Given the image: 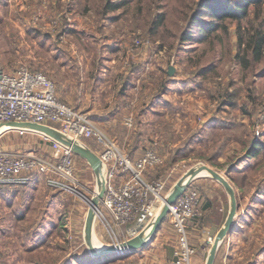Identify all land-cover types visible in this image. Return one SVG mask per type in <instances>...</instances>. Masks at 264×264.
I'll return each instance as SVG.
<instances>
[{
  "label": "rangeland",
  "instance_id": "374dc122",
  "mask_svg": "<svg viewBox=\"0 0 264 264\" xmlns=\"http://www.w3.org/2000/svg\"><path fill=\"white\" fill-rule=\"evenodd\" d=\"M104 1L0 0V62L8 70L26 64L47 74L61 101L87 112L130 155H139L157 142L165 162L148 170L146 176L165 178L168 191L202 164L218 171L234 188L237 181L228 171L247 164L238 162L245 159L246 146L227 133L218 136L211 127L202 128V137L195 134L207 124L211 105L218 106L221 101L213 95L214 90L221 91L231 80L245 85L250 76L264 86V75L247 74L264 72V61L251 69L235 61V21L229 22L227 31L220 29L199 41L198 29L189 21L194 0H126L110 13L113 19L103 20L98 11ZM160 12L166 13V21L160 32L150 37L146 25ZM188 32L194 37L184 42L181 36ZM138 39L141 43L136 46ZM159 43L164 46L158 47ZM86 53L94 63L93 72L96 66L106 70L104 78L94 79L95 90L91 85L94 75L86 84ZM203 64L212 65V72L197 76ZM170 66H175L172 79L166 82L164 94L156 97ZM87 88L91 96L86 98ZM251 112L253 134L262 135L264 108ZM220 113V118L228 117ZM128 115L134 116L132 127L124 123ZM136 137L139 144L132 149ZM86 143L99 151L95 140L86 139ZM42 145L37 134L0 133V146L5 148L42 152ZM74 159L84 195L55 190L42 177L21 186H0V264H161L159 248L173 251L178 243L173 229L154 245L98 259L89 257L86 220L101 183L86 159L76 154ZM256 160L257 166L264 167V156ZM237 172L238 177L244 176ZM202 175L218 184L219 194H225L221 181L211 174ZM199 176L188 186L196 188L202 198L195 184ZM258 178L256 175L253 181ZM93 230L99 241L110 243V235L96 217Z\"/></svg>",
  "mask_w": 264,
  "mask_h": 264
},
{
  "label": "built area",
  "instance_id": "2783aa9c",
  "mask_svg": "<svg viewBox=\"0 0 264 264\" xmlns=\"http://www.w3.org/2000/svg\"><path fill=\"white\" fill-rule=\"evenodd\" d=\"M135 43L139 46L141 42L138 39ZM12 121L57 124L54 128L72 140L96 141L100 149L95 152L101 158L106 189L95 217L110 235L109 244L121 245L152 224L168 193L165 178L146 176L148 170L165 162L157 142H152L141 155L131 156L87 112L61 101L55 82L47 74L26 64L8 70L0 62V124ZM124 123L132 127L134 116H126ZM7 131L39 135L43 151L0 146V183L25 184L37 176L43 177L51 188L84 195L76 175L75 153L69 145L27 127L1 130ZM200 203L199 191L187 186L169 206L168 215L178 240L171 264H191L196 248L190 242L189 221L200 215ZM209 240L213 242L212 237Z\"/></svg>",
  "mask_w": 264,
  "mask_h": 264
},
{
  "label": "crops",
  "instance_id": "0c3cea01",
  "mask_svg": "<svg viewBox=\"0 0 264 264\" xmlns=\"http://www.w3.org/2000/svg\"><path fill=\"white\" fill-rule=\"evenodd\" d=\"M87 55L86 53V84L87 86L90 84L92 75H94L91 85L92 90H95L94 79L104 78L103 75L106 74V70L96 66L94 69L95 72H93L92 68H94V63L92 65V62H89V57ZM111 69L112 72L115 71L113 67H111ZM165 91L166 90L160 95L164 94ZM88 95L91 96V90L87 88L86 98ZM211 106L212 108L210 109L211 112H209L207 124L201 125V128L211 127V129H216L218 132L221 127L219 123L220 112H223L239 123L235 129L229 130L230 133L235 134L234 131L242 129L245 137H249L250 134H253L252 123L254 119L249 113L239 108L232 109L228 105L221 111H218V106L214 104ZM250 110L252 111L253 109ZM263 120L261 123L264 126ZM261 136L264 138V132ZM234 142H238V140L234 139ZM139 155H135V157ZM263 156L264 152L261 154V157ZM256 159V157L243 159L241 163L255 165L247 167V164H245L242 168H237L230 173L231 178L237 181L234 189L238 197V210L234 218V226L227 232L217 250L214 264H264V178L261 177L264 175V167L257 166ZM237 171H242V174L246 175V178L238 177L240 174ZM254 175L259 177L258 181H253L255 178ZM147 177L150 178L148 174ZM208 180H210L209 176L201 175L196 179L195 183L202 191V198L200 203V215L189 221L190 242L196 248V253L192 256L191 264H207L214 239L225 225L231 208L230 194L226 188L220 186L223 191H225V194H227L225 198L223 196L225 194L222 193V195L217 192L218 184H211ZM169 229H173L176 234L171 218L168 216L151 243L154 245L157 241L165 240L167 238L166 233ZM209 237H212L213 242H210ZM177 245L178 243H176L175 248ZM174 250L159 248L158 251L163 264H171L174 258Z\"/></svg>",
  "mask_w": 264,
  "mask_h": 264
},
{
  "label": "trees",
  "instance_id": "16d2710c",
  "mask_svg": "<svg viewBox=\"0 0 264 264\" xmlns=\"http://www.w3.org/2000/svg\"><path fill=\"white\" fill-rule=\"evenodd\" d=\"M116 1H104L101 9L98 11L99 19H113L114 15L112 16L110 13L120 9L127 3L126 0H121V2ZM165 21L166 13L160 12L156 14L150 24L146 25V34L150 37L156 36ZM189 21L191 25H196L198 34L200 35L199 41L209 39L215 31L220 29L227 31L229 22L235 21V31L237 34V50L234 54L235 61L240 63L242 68L245 69L254 68L255 65L264 61V0H194ZM192 37H194L193 33L188 32L183 34L181 39L185 42L192 40ZM163 46V43L158 44L160 48ZM194 62L197 63L198 61L194 60ZM210 64L199 65L200 68L197 76L202 77L207 72H212V65ZM247 74H259L261 76L264 75V72L250 71ZM171 78L172 76L167 72L164 80L161 82L162 88L155 94L156 96L165 90V84ZM213 95H216L221 100L218 105V111L222 109L221 107L225 108L228 105L232 109L239 108L251 115L250 109L259 110L264 108V86L260 87L252 76L247 79L245 85L234 84V81L231 80L221 91L214 90ZM219 123L221 127L216 134L219 136V134L227 133L226 136H234L235 139L240 140L246 146L245 159L258 158L264 152V138H262L261 134H250L249 137H245L242 129L234 131L235 134L230 133L229 130L235 129L239 123L229 116L220 118ZM204 132L202 128H199L196 130L195 135L202 137L205 134ZM138 141L139 137H136L134 144L131 146L132 149L137 148ZM44 152L46 153V151ZM131 156L135 157L134 155ZM242 160H238V162ZM232 171L233 169L231 168L228 172L231 173ZM243 178H246V175ZM25 184L0 183V186H21ZM89 255L91 259L102 258V256L93 257L90 253Z\"/></svg>",
  "mask_w": 264,
  "mask_h": 264
},
{
  "label": "water",
  "instance_id": "95a60500",
  "mask_svg": "<svg viewBox=\"0 0 264 264\" xmlns=\"http://www.w3.org/2000/svg\"><path fill=\"white\" fill-rule=\"evenodd\" d=\"M174 71H175V66H170L168 70L169 75H173ZM8 127H27L38 131H42L54 137L55 139L69 145L76 155L86 159V161L90 164L93 170L97 173L98 183L99 182L101 183V188L98 194L91 200L90 203L91 207L87 216L86 228H85L86 242L89 246L90 254L93 257L111 255V254L113 255L115 253H121L125 251H136L137 249L147 247L148 244H150L155 239L158 230L160 229L164 220L167 218V215L169 213V206L185 191L190 181L195 176L202 175L205 173L211 174L212 176H214L215 178H217L219 181L222 182V184L229 192L231 199V208L229 215L227 217L225 225L214 239L213 246L208 258L207 264H214L217 250L221 242L225 238L227 232L230 229H232V227L234 226V218L238 210L237 196L233 186L226 178L220 175L219 172L216 171L215 169L207 166L206 164H202L197 169L188 173V176L185 177L183 180L175 183L172 186V188L168 191L167 196L164 200L165 203L162 205L156 218L145 231L128 239L121 245L104 243L102 241H99L95 237L93 230L96 208L98 207L100 200L103 197L106 189V181L102 170L101 158L99 157V155L93 149H91L85 142L72 140L64 136L56 128L49 125L32 123V122L12 121V122L1 123L0 132L1 130L6 129ZM92 206H94V208Z\"/></svg>",
  "mask_w": 264,
  "mask_h": 264
},
{
  "label": "bare ground",
  "instance_id": "6f19581e",
  "mask_svg": "<svg viewBox=\"0 0 264 264\" xmlns=\"http://www.w3.org/2000/svg\"><path fill=\"white\" fill-rule=\"evenodd\" d=\"M164 203H165V201H164ZM93 208H94V206H93Z\"/></svg>",
  "mask_w": 264,
  "mask_h": 264
}]
</instances>
